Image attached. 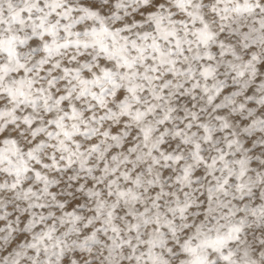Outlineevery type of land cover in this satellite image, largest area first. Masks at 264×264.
I'll use <instances>...</instances> for the list:
<instances>
[{"label": "snow or ice", "instance_id": "6c2138e0", "mask_svg": "<svg viewBox=\"0 0 264 264\" xmlns=\"http://www.w3.org/2000/svg\"><path fill=\"white\" fill-rule=\"evenodd\" d=\"M0 264H264V0H0Z\"/></svg>", "mask_w": 264, "mask_h": 264}]
</instances>
